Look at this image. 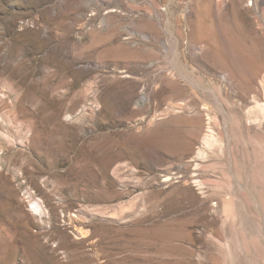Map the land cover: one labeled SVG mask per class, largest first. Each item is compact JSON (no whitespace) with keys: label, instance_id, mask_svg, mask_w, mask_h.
Masks as SVG:
<instances>
[{"label":"rangeland","instance_id":"1","mask_svg":"<svg viewBox=\"0 0 264 264\" xmlns=\"http://www.w3.org/2000/svg\"><path fill=\"white\" fill-rule=\"evenodd\" d=\"M0 264H264V0H0Z\"/></svg>","mask_w":264,"mask_h":264},{"label":"bare ground","instance_id":"2","mask_svg":"<svg viewBox=\"0 0 264 264\" xmlns=\"http://www.w3.org/2000/svg\"><path fill=\"white\" fill-rule=\"evenodd\" d=\"M34 210L38 211L39 210V205L37 203H34L33 206Z\"/></svg>","mask_w":264,"mask_h":264}]
</instances>
